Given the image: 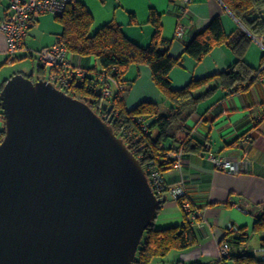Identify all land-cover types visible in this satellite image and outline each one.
<instances>
[{"label":"water","instance_id":"95a60500","mask_svg":"<svg viewBox=\"0 0 264 264\" xmlns=\"http://www.w3.org/2000/svg\"><path fill=\"white\" fill-rule=\"evenodd\" d=\"M0 100V264H133L166 199L111 121L23 76Z\"/></svg>","mask_w":264,"mask_h":264},{"label":"crops","instance_id":"0c3cea01","mask_svg":"<svg viewBox=\"0 0 264 264\" xmlns=\"http://www.w3.org/2000/svg\"><path fill=\"white\" fill-rule=\"evenodd\" d=\"M77 1L93 17L90 35L113 22L121 26L124 35L131 42L141 47L150 44L154 28L149 22V16L151 11L156 12L160 16L161 36L168 43L162 50L167 49L174 59L181 58V64L174 67L169 74L171 88L174 90L184 88L193 79L224 72L235 61L234 54L225 45L214 48L200 63L183 55L185 45L215 17L221 19L227 35L243 28L220 0ZM6 7L7 1L0 0V21L4 18ZM43 16L45 15L35 17L34 27L24 40V51L17 54L16 61L29 58L32 62L34 57L30 56L31 51L52 46L61 34L62 26L53 16L59 30L42 40L40 48L32 49L30 43L35 39L32 30ZM178 23L183 24L186 31L181 39L175 35ZM5 53L6 41L0 33V57L6 56ZM263 55V40L252 38L244 56L245 62L258 69L262 65ZM69 60L71 67L81 69L84 76H90L91 70L99 69L98 63L92 57L70 54ZM38 69L32 65L28 72L17 70L12 76L28 77L34 82L45 81L46 71ZM125 80L127 83L123 86L121 96L127 109L142 102H153L157 104L159 114L169 113L170 104L153 85L148 67L131 66ZM216 85L217 82H212L194 94L199 96L207 88ZM110 89L112 96L118 94L114 84L110 85ZM185 126L190 137L208 151L202 154L183 153L181 169L171 167L163 173L166 184L183 183L191 209L201 216L200 219L192 221L196 245L185 251H173L172 259L176 264H211L216 259L224 230L232 225L247 229L249 240L244 247L231 244L232 252L230 258H227L228 264H237L232 256L240 252L254 258L257 262L253 264H264V249L260 247L264 232L254 233L250 230L257 216L264 215V75L242 93L226 96L220 89L216 90L211 97L198 105ZM2 127L0 120V129ZM177 139L182 142L185 134H179ZM166 147L170 151H176L180 144L173 142ZM208 153L228 160L237 167V171L230 174L217 170L208 159ZM182 222V212L177 202L168 196L165 203L161 204V210L153 222L154 227L163 229L178 226ZM254 234L257 241L251 246L250 240Z\"/></svg>","mask_w":264,"mask_h":264},{"label":"trees","instance_id":"16d2710c","mask_svg":"<svg viewBox=\"0 0 264 264\" xmlns=\"http://www.w3.org/2000/svg\"><path fill=\"white\" fill-rule=\"evenodd\" d=\"M220 1L243 28L227 35L221 19L215 17L204 30L198 32L185 45L183 55L200 63L214 48L225 45L234 54L235 61L226 71L193 79L180 90L171 88L169 74L174 67L181 64V58L174 59L167 49L162 50V47L168 43L161 36L160 16L156 12H150L149 22L154 32L150 44L146 47L131 42L124 35L121 26L113 22L104 25L96 34L90 35L93 17L77 0L67 7L62 16L55 17L62 26L59 38L64 40L68 52L81 57H92L99 66V69L90 71V76L72 79L70 88L65 90V93L86 103L98 115L102 113L103 103L107 102L112 106L111 119L113 120L110 124L113 133L123 140L127 149L138 159L146 175L149 160H153L154 167L162 174L171 169L173 161L166 156L170 151V148L166 147L167 144L179 142V148L183 153L207 152L206 147L190 137L185 126L198 105L211 97L218 89L226 96L245 92L260 76L264 75V55L261 59L262 65L258 69L249 66L244 60L252 38L262 39L264 45V20L261 17L264 0ZM131 66L149 68L153 85L170 104L167 115L159 114L158 106L153 102H142L132 109H127L121 93L112 96V99L102 98L97 77L103 75L126 86L125 75ZM38 70L45 71L44 68ZM8 80L4 81L2 89ZM212 82H217L218 85L209 87L201 95L195 96L196 91L207 87ZM139 116H145L149 120V133L142 132L136 125L135 120ZM0 120L3 123L0 129L1 143L5 134L1 100ZM153 131L156 132L155 136L152 134ZM179 134H185L182 142L177 139ZM136 149L139 150L136 151ZM185 201L188 202L186 196L177 200L183 218V222L178 226L156 229L153 222L161 210V204L157 207L151 224L143 233L133 264H151L154 259H162L171 251H185L196 245L197 239L190 219V215L195 212L191 207L189 211L184 208ZM251 232H264V215L257 216ZM231 234H224L222 241L227 240L230 244L244 247L249 240V232L245 228H237L235 234ZM260 247L264 249V239L261 240ZM232 258L237 264L257 262L254 258L246 256L244 252Z\"/></svg>","mask_w":264,"mask_h":264},{"label":"built area","instance_id":"2783aa9c","mask_svg":"<svg viewBox=\"0 0 264 264\" xmlns=\"http://www.w3.org/2000/svg\"><path fill=\"white\" fill-rule=\"evenodd\" d=\"M7 7L4 13V18L0 21V33L6 41V56L8 62H12L16 55L24 50V40L26 39L29 30L35 24V17L40 15H52L60 17L64 14L68 6L72 5L76 0H6ZM190 1V0H187ZM264 18V10L261 13ZM186 34L183 24L178 23L175 30L176 38L181 39ZM64 41L57 38L56 42L49 47L42 48L31 55H35L34 60L38 68H44L46 71L47 82L52 83L57 89L65 92L69 90L72 79H82L84 74L79 68H72L69 60V55ZM262 69V68H261ZM97 83L100 84L101 96L104 100L112 97L110 85L114 84L117 88V93H121L123 85L115 80L99 75ZM107 103V102H105ZM106 114L105 120L111 121V113ZM136 125L144 133L150 132V122L145 116H139L135 120ZM139 149H136L138 151ZM141 157L140 155H137ZM167 158L172 160V168L181 169L183 151L179 148L176 151H169ZM208 159L213 163L217 170H222L228 173H235L237 167L229 161L215 157L208 153ZM148 182L158 200L166 199L168 196L177 202L178 199L186 196V190L183 183L168 185L166 184L163 174L160 173L153 165V160L148 161ZM189 203L184 202V208L189 211ZM198 213H192L190 219L195 221L200 219ZM236 227L228 226L224 234L235 233ZM232 252V245L227 241H221L218 245L216 259L211 264H228L227 258Z\"/></svg>","mask_w":264,"mask_h":264},{"label":"rangeland","instance_id":"374dc122","mask_svg":"<svg viewBox=\"0 0 264 264\" xmlns=\"http://www.w3.org/2000/svg\"><path fill=\"white\" fill-rule=\"evenodd\" d=\"M30 30H29V32H30ZM57 30H59V26L55 22L52 15L46 14L45 16L40 17L38 25H36L34 30H32L33 31L32 33L35 34V39L31 40V43H30L31 46L30 47L32 49L40 48L42 46L41 41L44 40L46 37L50 36L52 33L56 32ZM34 52H36V51L35 50L31 51V53H34ZM17 56L18 55H16V57ZM33 57H35V55H33ZM32 65L34 67H37V63L34 59L32 60V62L30 61L29 58L8 62L7 56L0 57V95H2L1 85L3 84L4 80H8L10 77H13L12 76L13 72H15L17 70H22V71L28 72L31 69ZM152 134H153V136H155L156 132L153 131ZM256 237H257L256 234H254L253 237L251 238V240H250L251 246L256 243V241H257ZM173 253L174 252L171 251L167 256H165L162 259L156 258L151 262V264H156V263L157 264H159V263L160 264H176V261L172 259Z\"/></svg>","mask_w":264,"mask_h":264},{"label":"bare ground","instance_id":"6f19581e","mask_svg":"<svg viewBox=\"0 0 264 264\" xmlns=\"http://www.w3.org/2000/svg\"><path fill=\"white\" fill-rule=\"evenodd\" d=\"M78 2V1H77ZM223 5V4H222ZM262 17V16H261ZM34 27V26H33ZM57 37H59V36H57ZM64 41V40H63ZM6 54V53H5ZM31 56V55H30ZM15 60H16V58H15ZM8 61V60H7ZM75 68V67H74ZM83 74H85L84 72H83ZM14 77V76H13ZM106 77V76H105ZM33 80V79H32ZM7 81V80H6ZM34 81V80H33ZM117 89V88H116ZM116 92V91H115ZM120 94V93H119ZM114 97V96H113ZM120 98V97H119ZM112 99V98H111ZM101 111V110H100ZM103 112V111H102ZM111 120H113V118L111 119ZM241 148V147H240ZM221 159V158H220ZM228 161V160H227ZM171 198V197H170ZM165 203V202H164ZM163 204V203H162ZM249 206V205H248ZM248 208V207H247ZM235 227V226H234ZM225 231V230H224ZM239 232V231H238ZM235 234V233H234ZM232 235V234H231ZM227 238V237H226Z\"/></svg>","mask_w":264,"mask_h":264},{"label":"flooded vegetation","instance_id":"af4514ba","mask_svg":"<svg viewBox=\"0 0 264 264\" xmlns=\"http://www.w3.org/2000/svg\"><path fill=\"white\" fill-rule=\"evenodd\" d=\"M102 119H104L106 117V114H104V112H102L100 115H99Z\"/></svg>","mask_w":264,"mask_h":264}]
</instances>
